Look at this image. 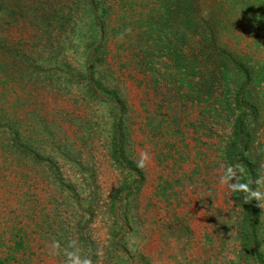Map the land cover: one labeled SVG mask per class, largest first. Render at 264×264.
I'll return each instance as SVG.
<instances>
[{
    "label": "rangeland",
    "instance_id": "374dc122",
    "mask_svg": "<svg viewBox=\"0 0 264 264\" xmlns=\"http://www.w3.org/2000/svg\"><path fill=\"white\" fill-rule=\"evenodd\" d=\"M227 25L223 39L258 59L250 150L232 144L235 74L218 73L212 90L190 43L173 57L161 42L152 72L110 39L101 80L116 84L123 109L83 84L94 42L79 27L42 45L33 84L0 71V264H63L49 255L53 239L62 248L76 239L93 264L99 248L102 264H264V208L219 182L229 164L244 166L253 189L264 174V47L245 20ZM142 151L150 160L140 169Z\"/></svg>",
    "mask_w": 264,
    "mask_h": 264
},
{
    "label": "trees",
    "instance_id": "16d2710c",
    "mask_svg": "<svg viewBox=\"0 0 264 264\" xmlns=\"http://www.w3.org/2000/svg\"><path fill=\"white\" fill-rule=\"evenodd\" d=\"M231 11L238 20L249 24L252 43L264 47V26L257 24L261 19L264 25V0H0V71L8 81L33 84L37 62L47 60L39 57L42 45L52 41L56 48L61 39H69L74 28L79 27L84 33L81 35L86 34L94 42L79 71L86 79L83 84L92 92L99 86L113 94L117 107L123 109L116 84L101 80L106 77L110 39L116 47L129 48L138 62L148 65L146 70L152 72L158 62L155 50L161 42L168 43L165 53L171 52L173 57L190 43L194 58L204 62L210 73L212 90L217 87L214 81L218 73L223 78L228 72L235 74L230 101L237 109L236 113L232 111V144L238 138L239 146L250 150L258 110L248 87L258 59L223 39V31H232L227 23L237 19L230 16ZM19 25L30 31L29 36L14 37L4 31ZM113 135L119 138L121 132L114 129ZM121 146L117 143L116 151ZM249 158L245 164L251 161ZM249 166L255 172L251 163Z\"/></svg>",
    "mask_w": 264,
    "mask_h": 264
},
{
    "label": "clouds",
    "instance_id": "9594fccd",
    "mask_svg": "<svg viewBox=\"0 0 264 264\" xmlns=\"http://www.w3.org/2000/svg\"><path fill=\"white\" fill-rule=\"evenodd\" d=\"M150 160L148 152L142 151L139 159L136 161L137 168L143 169L146 166V162ZM264 167V166H262ZM223 174L220 176V185L227 186L231 192L244 193L245 203L251 202L253 199L259 201V207L264 208V192L260 189L264 188V174L258 176L254 183L258 186L256 189L250 187L253 181L241 182L245 175V168L242 164L236 163L234 165L229 164L226 168L222 169ZM64 256L63 264H93L91 257L83 252L82 247L78 245L76 239H70L66 246L62 248L58 240L53 239L49 246L50 256ZM99 258L97 264H102L104 257V251L99 248L96 252Z\"/></svg>",
    "mask_w": 264,
    "mask_h": 264
}]
</instances>
